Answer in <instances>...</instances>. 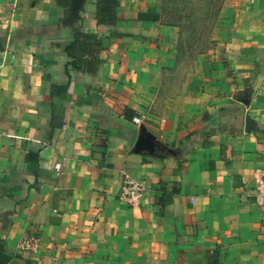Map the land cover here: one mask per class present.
<instances>
[{
  "label": "crops",
  "instance_id": "0c3cea01",
  "mask_svg": "<svg viewBox=\"0 0 264 264\" xmlns=\"http://www.w3.org/2000/svg\"><path fill=\"white\" fill-rule=\"evenodd\" d=\"M116 1L114 23L99 24L96 0L73 20L69 0H0L6 264H264V208L251 198L264 78L248 97L242 78L207 63L182 115L168 114L178 100L157 109L175 30L160 0ZM76 31L93 39L69 55ZM127 178L144 187L134 206L118 198ZM27 235L34 253L18 247Z\"/></svg>",
  "mask_w": 264,
  "mask_h": 264
},
{
  "label": "rangeland",
  "instance_id": "374dc122",
  "mask_svg": "<svg viewBox=\"0 0 264 264\" xmlns=\"http://www.w3.org/2000/svg\"><path fill=\"white\" fill-rule=\"evenodd\" d=\"M160 2L163 22L175 34L171 39L174 65L164 72L157 109L169 100H178L179 105L173 104L168 114L182 115L189 84L207 63L222 77L242 78L248 97L255 93V86L264 78V0ZM229 45L243 49L242 53L229 54Z\"/></svg>",
  "mask_w": 264,
  "mask_h": 264
},
{
  "label": "built area",
  "instance_id": "2783aa9c",
  "mask_svg": "<svg viewBox=\"0 0 264 264\" xmlns=\"http://www.w3.org/2000/svg\"><path fill=\"white\" fill-rule=\"evenodd\" d=\"M55 168L58 170L59 164H56ZM253 181L254 187L251 195L253 203L258 207L264 208V168L258 169L255 172ZM143 190L144 187L142 182L127 178L120 187L118 198L125 201L130 206H134L139 202ZM261 227L264 229V218L261 221ZM18 247L22 251L34 253L40 248L39 238L36 235H27L19 241Z\"/></svg>",
  "mask_w": 264,
  "mask_h": 264
},
{
  "label": "trees",
  "instance_id": "16d2710c",
  "mask_svg": "<svg viewBox=\"0 0 264 264\" xmlns=\"http://www.w3.org/2000/svg\"><path fill=\"white\" fill-rule=\"evenodd\" d=\"M64 0H57V4L59 6H64L63 4ZM96 7H97V14H96V20L99 24H112L115 21V14H116V7H117V1L116 0H96ZM85 39H93L92 36L86 35L83 33H78L77 31L74 33L73 41L70 42L66 46V52L67 54H71V51L78 43H80V40ZM7 258L0 253V264H6Z\"/></svg>",
  "mask_w": 264,
  "mask_h": 264
},
{
  "label": "water",
  "instance_id": "95a60500",
  "mask_svg": "<svg viewBox=\"0 0 264 264\" xmlns=\"http://www.w3.org/2000/svg\"><path fill=\"white\" fill-rule=\"evenodd\" d=\"M85 0H69V19L73 20L78 17V12Z\"/></svg>",
  "mask_w": 264,
  "mask_h": 264
}]
</instances>
